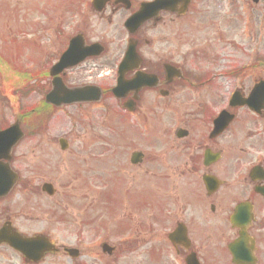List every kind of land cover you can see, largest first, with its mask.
I'll return each mask as SVG.
<instances>
[{"label":"flooded vegetation","instance_id":"flooded-vegetation-1","mask_svg":"<svg viewBox=\"0 0 264 264\" xmlns=\"http://www.w3.org/2000/svg\"><path fill=\"white\" fill-rule=\"evenodd\" d=\"M38 1L35 11L25 0L21 25L8 21L1 83L28 82L34 132L54 109L45 100L54 81L88 97L99 90L101 102L70 106L105 102L114 122L105 139L120 157L130 151L137 235L97 242L88 264H118L119 254L130 264L127 255L139 264H264V0ZM11 123L4 116L2 129ZM17 148L0 163L19 171ZM25 184L19 174L0 194V228L17 230L29 214ZM3 248L17 254L12 264L67 254L60 247L36 263Z\"/></svg>","mask_w":264,"mask_h":264},{"label":"rangeland","instance_id":"rangeland-1","mask_svg":"<svg viewBox=\"0 0 264 264\" xmlns=\"http://www.w3.org/2000/svg\"><path fill=\"white\" fill-rule=\"evenodd\" d=\"M26 2L30 10L36 11L40 5L38 0ZM27 9L25 0H0V60L3 62H9L11 33L8 21L15 17V26L21 25L23 12ZM4 70L10 72L8 77L12 74L8 69ZM18 85L21 84L0 81L1 103L5 108L4 112H0V125L4 116L10 121L17 117L20 107L31 103L28 96H10L7 89L15 90ZM4 92L5 97L2 96ZM111 125L112 120L104 119L103 108L75 110L70 107L56 111L49 124H41L36 133L28 129L25 140L16 150V165L20 167L27 187L22 193L24 209L29 213L25 218H16L22 222L18 230L31 236L44 233L61 247L79 246L86 251L87 255L82 260L87 264L94 261L96 250L93 246L97 242L108 239L119 242L134 239L137 235L134 225L140 204L136 201V185L132 183L131 165L127 159L130 151L125 149L123 157H120L111 150L103 149L99 138ZM61 137L70 145L66 150L58 143ZM120 175L128 177L129 180H124L128 184L118 181L123 180ZM105 178L109 180L106 188L102 182ZM46 182L56 187L57 193L53 196L42 190L41 186ZM106 189H109L106 195L112 196L114 201L111 206L105 204L107 197L102 194ZM16 210L19 215L23 209L16 206ZM124 212H127L125 217L130 215V221L127 224L129 227L122 228L117 221L123 220ZM127 258L131 264H139L140 259L135 261L128 255ZM116 259L118 264H130L125 263L120 254ZM17 261L16 253L1 249L0 264ZM79 261L67 254H55L44 258L41 264H79Z\"/></svg>","mask_w":264,"mask_h":264},{"label":"water","instance_id":"water-1","mask_svg":"<svg viewBox=\"0 0 264 264\" xmlns=\"http://www.w3.org/2000/svg\"><path fill=\"white\" fill-rule=\"evenodd\" d=\"M53 95V94H52ZM50 95L49 97H51ZM62 95L63 97H60ZM56 96L62 102H80L85 100L83 90H69L58 92ZM60 103V102H59ZM20 133L16 131V127H12L5 132H0V150L12 147L20 137ZM45 190H48L51 194L49 186H45ZM0 240L10 242L15 248L19 249L20 252L25 253L31 259L39 260L44 256V253L54 248L53 244L44 236H35L33 238H23L18 234H13L8 237L7 233L1 231ZM73 254V252H71Z\"/></svg>","mask_w":264,"mask_h":264}]
</instances>
